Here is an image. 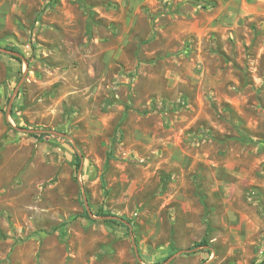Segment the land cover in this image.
<instances>
[{
	"label": "rangeland",
	"instance_id": "obj_1",
	"mask_svg": "<svg viewBox=\"0 0 264 264\" xmlns=\"http://www.w3.org/2000/svg\"><path fill=\"white\" fill-rule=\"evenodd\" d=\"M0 47V264H264V0H0Z\"/></svg>",
	"mask_w": 264,
	"mask_h": 264
},
{
	"label": "water",
	"instance_id": "obj_2",
	"mask_svg": "<svg viewBox=\"0 0 264 264\" xmlns=\"http://www.w3.org/2000/svg\"><path fill=\"white\" fill-rule=\"evenodd\" d=\"M0 51L5 52V53H8V54H11V55H14V56H17V57L23 58V55L20 52H17L15 50H11V49H8V48H5V47H0ZM19 86L20 85H18L17 90L19 89ZM19 130L26 131V132H30V133H34V132H49V133L59 134L61 136H65V137L71 139L73 141V144L75 145V141L73 140V138L71 136L67 135L66 133L57 131V130H52V129H40V130H37V129H24V128H19ZM85 201L87 203V200L86 199H85ZM103 218L119 219V220H122L125 223L129 224V222L127 220L123 219L122 217L116 216V215L105 216ZM192 250L193 249L181 250L178 253L174 254L172 257H170V259L167 262H170L171 260H173L178 254H181L183 252H190Z\"/></svg>",
	"mask_w": 264,
	"mask_h": 264
},
{
	"label": "trees",
	"instance_id": "obj_3",
	"mask_svg": "<svg viewBox=\"0 0 264 264\" xmlns=\"http://www.w3.org/2000/svg\"><path fill=\"white\" fill-rule=\"evenodd\" d=\"M12 57L15 59H18L19 61H22V59L20 57H17L14 55ZM102 214H107V213L102 212ZM206 244H208V240H206V239H202L201 241L195 242V246L206 245Z\"/></svg>",
	"mask_w": 264,
	"mask_h": 264
}]
</instances>
